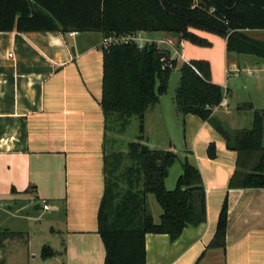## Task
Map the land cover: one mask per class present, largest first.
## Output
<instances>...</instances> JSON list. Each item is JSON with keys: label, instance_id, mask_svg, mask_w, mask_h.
<instances>
[{"label": "crops", "instance_id": "crops-1", "mask_svg": "<svg viewBox=\"0 0 264 264\" xmlns=\"http://www.w3.org/2000/svg\"><path fill=\"white\" fill-rule=\"evenodd\" d=\"M193 32L212 46L162 32L142 35L171 41L164 49L174 52L178 66L208 61L212 82L224 89L213 117L233 131L253 129L255 114L264 111V76H255L264 60L228 52L222 37ZM259 32L243 31L264 41L255 37ZM104 38L100 32L0 33V264H105L98 231L108 136L101 107ZM237 71L246 74L240 83L230 78ZM184 123L189 131L180 151L202 176L207 219L176 241L148 235L147 264H264V188L231 187L238 153L199 117L187 115ZM148 126L146 113L144 132ZM149 138L146 145L155 146ZM168 139L160 150L178 155ZM225 202V245L213 248ZM162 214L153 215L156 224ZM48 247L54 255L44 259Z\"/></svg>", "mask_w": 264, "mask_h": 264}, {"label": "trees", "instance_id": "trees-1", "mask_svg": "<svg viewBox=\"0 0 264 264\" xmlns=\"http://www.w3.org/2000/svg\"><path fill=\"white\" fill-rule=\"evenodd\" d=\"M227 40V50L264 60V41L249 38L245 30L264 31V0H0V33L100 32L105 38L137 33H167L192 45L212 44L193 31ZM101 107L106 118L126 130L131 119L140 120L138 141L127 151L106 154L105 189L98 213L99 235L106 249L105 264H147V236L167 235L178 240L187 227L206 222V193L199 170L188 159L174 190L166 188L170 169L179 157L173 151L153 150L144 142V119L159 104L169 87L178 61L169 49L155 43L103 48ZM166 52L159 60L155 54ZM176 91L178 112L211 124L238 153V170L230 186L264 188V111L255 114L251 130H230L213 117L224 101V89L212 82L208 61L193 60L180 66ZM214 147L209 154L215 157ZM248 170L244 172L243 170ZM155 196L163 210L156 224L148 205ZM228 204L225 202L210 247L225 245ZM54 252L45 248L44 259Z\"/></svg>", "mask_w": 264, "mask_h": 264}, {"label": "rangeland", "instance_id": "rangeland-1", "mask_svg": "<svg viewBox=\"0 0 264 264\" xmlns=\"http://www.w3.org/2000/svg\"><path fill=\"white\" fill-rule=\"evenodd\" d=\"M156 38L160 37L153 33H148ZM144 39H147L146 35H142ZM260 40H264V32H259L255 34ZM143 45L144 43H139ZM160 45V46H159ZM159 48L164 49L166 47L165 44H159ZM171 56H174V52L171 53ZM262 72L259 76H264V66L261 67ZM246 74L240 72L239 77L230 78L237 80L236 82H242V78H244ZM181 78L180 66L173 70L167 93L162 96L161 104L158 106H154L147 112V116L149 118V126L147 127V131H145V135L147 138L150 137L151 144H154V149H165L167 148V143L169 141L168 136L171 137L172 142L175 143L178 151V161L172 166L170 169V175L166 180V186L169 191H172L176 187V182L178 177L183 172L182 163L184 161V154L180 150L183 149V142L186 133L189 131L186 130V125L184 123L185 117L181 115L175 103L176 91L178 89L179 81ZM153 119L152 124L150 123L151 119ZM146 127V126H145ZM141 135L140 133V120L136 117L131 119L130 125L126 130H123L120 124L115 123L114 119L110 120V124L108 126V136L106 142V154H112L113 152L118 151H127V146L129 143L138 141V137ZM145 142V141H144ZM147 142H145L146 144ZM148 205L154 216H157V211L162 212L161 206L158 204L155 196L150 194L148 196Z\"/></svg>", "mask_w": 264, "mask_h": 264}, {"label": "built area", "instance_id": "built-area-1", "mask_svg": "<svg viewBox=\"0 0 264 264\" xmlns=\"http://www.w3.org/2000/svg\"><path fill=\"white\" fill-rule=\"evenodd\" d=\"M142 42L144 43L143 45L139 44V43H142ZM129 43H136V44H138L139 48H143V47H145L147 45H150V44H153V43H155L157 45L165 44L168 47H173V43L171 41L161 40L158 43L157 42H152L150 40L144 39L142 37V33H137V34H134V35L123 36V37H120V38H117V37L104 38L102 49L103 48H108L109 46H111L113 44H129ZM239 74H240V71H237L235 73L236 76H239ZM43 208H44V210H48L49 206L47 204H45Z\"/></svg>", "mask_w": 264, "mask_h": 264}, {"label": "water", "instance_id": "water-1", "mask_svg": "<svg viewBox=\"0 0 264 264\" xmlns=\"http://www.w3.org/2000/svg\"><path fill=\"white\" fill-rule=\"evenodd\" d=\"M155 56H156V58L159 59V60H165V59L168 58V54H167L166 52H162V51L157 52V53L155 54Z\"/></svg>", "mask_w": 264, "mask_h": 264}]
</instances>
